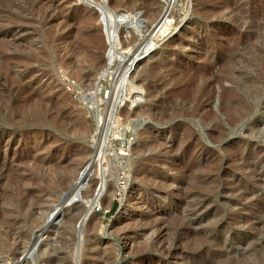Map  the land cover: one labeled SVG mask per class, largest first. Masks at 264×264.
<instances>
[{"label":"rangeland","instance_id":"1","mask_svg":"<svg viewBox=\"0 0 264 264\" xmlns=\"http://www.w3.org/2000/svg\"><path fill=\"white\" fill-rule=\"evenodd\" d=\"M112 2L0 0V264H264V0Z\"/></svg>","mask_w":264,"mask_h":264},{"label":"bare ground","instance_id":"2","mask_svg":"<svg viewBox=\"0 0 264 264\" xmlns=\"http://www.w3.org/2000/svg\"><path fill=\"white\" fill-rule=\"evenodd\" d=\"M122 2H123V0H113V2H112V4H113V8L114 9H116L117 7H120L121 6V4H122ZM148 5V4H147ZM150 8V7H149ZM152 8H153V6H152ZM156 8V7H155ZM155 8H153V9H151V11L149 12V14L151 15V16H154V15H156L154 12H155ZM146 9V8H145ZM108 16H110L111 15V11H108ZM115 14V13H114ZM154 14V15H153ZM7 16H9V14H7ZM13 16V15H12ZM9 17H11V15L9 16ZM16 17V16H15ZM15 17H13V19L15 18ZM111 17V16H110ZM116 17L117 18H122L123 16L122 15H120V14H118V13H116ZM12 18V17H11ZM1 19H3V18H1ZM11 20V21H14V22H16L15 21V19L14 20ZM18 20H22L23 18H17ZM10 20V19H9ZM120 20V19H119ZM261 21V20H260ZM87 22V21H86ZM17 23V22H16ZM19 23H22V21H20ZM23 24V23H22ZM29 24V23H28ZM67 24V23H66ZM81 24V23H80ZM24 25V24H23ZM21 26V25H20ZM261 28V27H260ZM63 29V28H62ZM71 34V33H70ZM70 34H68V35H70ZM147 34V33H146ZM150 34V33H149ZM62 37V36H61ZM72 37V36H71ZM84 37V36H83ZM63 38V37H62ZM61 38V39H62ZM66 38V37H65ZM60 40V39H59ZM57 41H58V39H57ZM63 42V41H62ZM92 42H95V41H92ZM93 44V43H92ZM95 45V44H94ZM148 46V43L146 44V47ZM112 47V46H111ZM24 48V47H23ZM113 49V48H112ZM131 51V50H130ZM129 51V52H130ZM132 52V51H131ZM57 54V53H56ZM4 55V54H3ZM95 55V54H94ZM61 56V55H60ZM73 56H76V55H73ZM36 57V56H35ZM39 57H41V56H39ZM73 58V57H72ZM76 58V57H75ZM97 58V57H96ZM93 55H91L90 53H88L87 52V54L84 56V58H83V60H82V62H79V61H77L76 63L75 62H73L72 60H69V62L67 63V65H69L70 66V68H72L73 69V71H74V73H76L77 75H78V77L79 78H81V79H86V77H87V75L85 76V71L86 70H88L89 68H90V66L92 65V64H95L96 63V61H97V59H96ZM8 59V58H7ZM25 59H27L28 60V58H26L25 57ZM23 60V63H24V61L27 63V62H29V60L27 61V60ZM42 59H43V57H42ZM41 59V60H42ZM50 59V58H49ZM4 61H5V59H3ZM22 60V59H21ZM46 60V59H45ZM48 60V59H47ZM61 61V60H60ZM59 61V62H60ZM63 61V60H62ZM6 62V61H5ZM65 62V61H64ZM67 62V61H66ZM91 62H95V63H92V64H90ZM0 63H2V61L0 62ZM22 63V62H21ZM30 63V62H29ZM28 63V64H29ZM89 64H90V66H89ZM1 65H3V67L4 68H6L8 65H6L5 63H3V64H1ZM66 65V66H67ZM26 66H28L27 64H26ZM10 67V66H9ZM28 67H30V66H28ZM153 69H154V67L152 66V67H148V68H146V71L147 72H151V71H153ZM17 71V70H16ZM29 71V70H28ZM88 72V71H87ZM7 73V72H6ZM25 73V72H24ZM223 74V73H222ZM19 75V74H18ZM11 77V76H10ZM14 77V76H13ZM13 79V78H12ZM19 82V81H18ZM22 82V81H21ZM211 83V82H210ZM211 85V84H210ZM191 86V85H190ZM210 87V86H209ZM41 90V89H40ZM27 93H29V92H27ZM50 93V92H49ZM184 93V92H183ZM191 93V92H190ZM25 94V93H24ZM194 94H196V93H194ZM26 95H28V94H26ZM229 99H228V103L227 102H225L227 105L226 106H224L225 107V109H223L224 111H226V112H228V114L229 113H231V116H235V118H237V117H239V116H242L244 113H245V111H246V109H247V105H246V103H245V101L242 99V100H240V99H238L237 98V96L232 92V91H229ZM236 96V97H235ZM185 97V96H184ZM188 97H189V95H188ZM192 97V96H191ZM33 96L32 95H30L29 94V96H27V97H25V98H23L22 99V101H20L19 102V104H22V105H25V103H27V102H30L31 100L33 101ZM36 99V98H35ZM4 100V99H3ZM203 100H205V99H203ZM202 100V101H203ZM194 101V100H193ZM193 101H191V102H193ZM206 101V100H205ZM63 103V102H62ZM61 103V104H62ZM224 103V104H225ZM47 104V103H46ZM49 104V103H48ZM51 104V103H50ZM201 104V103H200ZM193 105V104H192ZM203 105V104H202ZM208 105V104H207ZM60 106V105H59ZM44 107H45V105H44ZM57 107H58V105H57ZM43 109V108H42ZM54 109V108H53ZM193 109V108H192ZM222 110V111H223ZM35 112V111H34ZM62 112V111H61ZM191 112V111H190ZM195 112V111H194ZM197 112V111H196ZM27 113V112H26ZM32 113V112H31ZM45 113V112H44ZM189 113V112H188ZM33 114V113H32ZM32 114H31V116H32ZM63 114V113H62ZM65 114V113H64ZM192 114V113H191ZM29 116H30V114H29ZM38 117V115H37V113L36 114H34L33 115V117ZM23 117V116H22ZM25 117V116H24ZM32 117V118H33ZM63 118V117H62ZM22 119V118H21ZM61 120V119H60ZM79 120V119H78ZM80 121V120H79ZM83 161V160H82ZM86 163V162H85ZM78 164V163H77ZM54 167V166H53ZM46 168V167H45ZM57 168V167H56ZM73 168H74V166H73ZM77 170V169H76ZM73 171V170H72ZM84 171H85V169H84ZM88 171V170H87ZM52 172V171H51ZM50 172V173H51ZM69 173H71V172H69ZM68 173V174H69ZM74 173H75V170H74ZM85 173V172H84ZM59 174V173H58ZM76 174H78V173H76ZM75 174V176L77 177V175ZM89 174V173H88ZM61 175V174H60ZM80 175V174H79ZM85 175V174H84ZM83 175V176H84ZM46 176V175H45ZM50 176V175H49ZM48 176V177H49ZM70 176V175H69ZM71 176H72V174H71ZM70 176V177H71ZM74 176V175H73ZM81 176V175H80ZM52 177V176H51ZM59 177V176H58ZM61 177V176H60ZM74 178V180L76 181L77 180V178ZM78 178H79V176H78ZM84 178V177H83ZM45 179V178H44ZM47 179V178H46ZM49 179V178H48ZM61 179H63V178H61ZM66 179H67V177H66ZM80 179V178H79ZM60 180V179H59ZM85 180V179H84ZM48 181V180H47ZM46 181V182H47ZM54 181V180H53ZM72 181V180H71ZM74 181V184L76 183V182H78V180L75 182ZM60 182H62V185L65 187V188H68L69 186L71 187V185H69L68 183H66L67 181L66 180H60ZM60 182H53L52 184H51V188L53 187V188H55L56 187V189H57V187L59 188V186H61L60 185ZM71 184L73 183V182H70ZM35 184V183H34ZM48 184H49V182H48ZM79 184H81V183H79ZM67 186V187H66ZM76 186V185H75ZM74 186V187H75ZM91 186V185H90ZM64 187H63V189H64ZM77 187V186H76ZM60 189V188H59ZM59 189H57V190H59ZM62 189V190H63ZM92 191V190H91ZM42 192V191H41ZM90 192V191H89ZM112 196H113V191H112V188H109V189H107L106 191H105V194H104V197L102 198L103 200L102 201H105L106 202V200H109L110 201V199L112 198ZM90 197V196H89ZM65 199V198H64ZM36 204V203H35ZM16 211V210H15ZM81 217V216H80ZM90 215L89 214H85V216L83 217V220H86L87 218V221L89 222L90 221ZM83 222V221H82ZM92 230V229H91ZM90 230V231H91ZM155 242H156V240H155ZM154 243V242H153ZM171 249V248H170ZM27 256V255H26Z\"/></svg>","mask_w":264,"mask_h":264}]
</instances>
